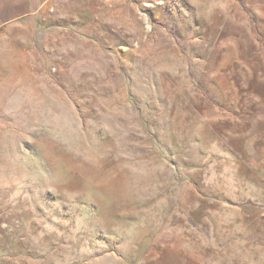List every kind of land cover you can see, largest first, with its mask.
Masks as SVG:
<instances>
[{"label":"rangeland","instance_id":"obj_1","mask_svg":"<svg viewBox=\"0 0 264 264\" xmlns=\"http://www.w3.org/2000/svg\"><path fill=\"white\" fill-rule=\"evenodd\" d=\"M62 2L0 68V264H264V0Z\"/></svg>","mask_w":264,"mask_h":264},{"label":"crops","instance_id":"obj_2","mask_svg":"<svg viewBox=\"0 0 264 264\" xmlns=\"http://www.w3.org/2000/svg\"><path fill=\"white\" fill-rule=\"evenodd\" d=\"M65 6L67 0L62 2ZM60 8V7H59ZM58 12L57 0H0V68L30 67L35 70L38 49L47 41L51 31H73L64 20L68 12ZM264 12V9H260ZM70 21V20H69ZM45 31V36L36 35ZM13 73L17 76L16 71Z\"/></svg>","mask_w":264,"mask_h":264}]
</instances>
